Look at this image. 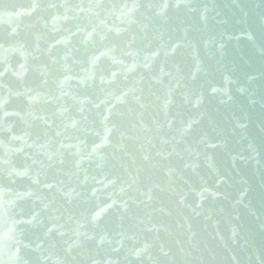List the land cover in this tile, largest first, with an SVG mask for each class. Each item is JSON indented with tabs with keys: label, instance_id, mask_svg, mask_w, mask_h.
<instances>
[{
	"label": "water",
	"instance_id": "obj_1",
	"mask_svg": "<svg viewBox=\"0 0 264 264\" xmlns=\"http://www.w3.org/2000/svg\"><path fill=\"white\" fill-rule=\"evenodd\" d=\"M0 264H264V0H0Z\"/></svg>",
	"mask_w": 264,
	"mask_h": 264
}]
</instances>
